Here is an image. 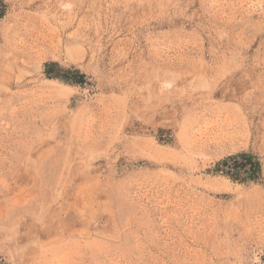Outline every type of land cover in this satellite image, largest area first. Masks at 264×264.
I'll return each mask as SVG.
<instances>
[{"label": "rangeland", "instance_id": "1", "mask_svg": "<svg viewBox=\"0 0 264 264\" xmlns=\"http://www.w3.org/2000/svg\"><path fill=\"white\" fill-rule=\"evenodd\" d=\"M3 1L0 259L264 264V0Z\"/></svg>", "mask_w": 264, "mask_h": 264}, {"label": "trees", "instance_id": "2", "mask_svg": "<svg viewBox=\"0 0 264 264\" xmlns=\"http://www.w3.org/2000/svg\"><path fill=\"white\" fill-rule=\"evenodd\" d=\"M6 14V4L0 0V19ZM48 66V65H47ZM49 68V66H48ZM71 73V72H68ZM48 74L49 71H48ZM58 75H56L57 77ZM64 78V77H63ZM84 76L81 81H72L74 83L83 84ZM66 80H68L66 78ZM262 166L256 157L250 154H240L237 156L229 157L226 160L217 164L215 172L221 173L232 181L239 182H257L262 176ZM0 264H5L0 259Z\"/></svg>", "mask_w": 264, "mask_h": 264}]
</instances>
